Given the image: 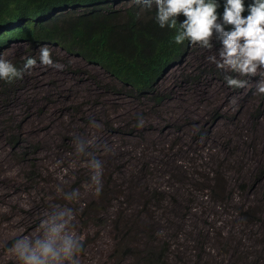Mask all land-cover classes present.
Instances as JSON below:
<instances>
[{"label": "rangeland", "instance_id": "obj_1", "mask_svg": "<svg viewBox=\"0 0 264 264\" xmlns=\"http://www.w3.org/2000/svg\"><path fill=\"white\" fill-rule=\"evenodd\" d=\"M48 47L60 67L37 59L22 79L0 84V264H17L4 249L16 237L36 236L57 206L74 211L85 238L81 264H139L123 257L126 245L117 248L121 238L131 242L136 235L140 247L167 243V264H264L258 77L236 90L216 77L184 82L183 71L208 62L219 48L193 47L185 64L158 84L166 99L155 105L124 96L99 67ZM38 50L14 44L1 53L15 64L38 57ZM87 133L109 150L99 160V195L90 167L99 155L86 145ZM81 141L87 155L76 151ZM73 190L78 198L66 200Z\"/></svg>", "mask_w": 264, "mask_h": 264}, {"label": "trees", "instance_id": "obj_2", "mask_svg": "<svg viewBox=\"0 0 264 264\" xmlns=\"http://www.w3.org/2000/svg\"><path fill=\"white\" fill-rule=\"evenodd\" d=\"M154 16L155 4L149 6L146 0H0V53L14 44L32 49L54 46L99 67L124 96L158 105L166 99L158 93V84L172 69L185 64L194 46L176 45L174 30L159 28ZM218 47L215 43L213 48ZM23 63L15 65L19 68ZM223 75L208 61L192 72L183 71L180 79L216 77L224 83ZM0 84L4 89L14 83ZM136 236L131 242L126 237L118 241L117 248L126 245L123 257L139 264H167V243L143 244L142 251ZM133 251L140 254H129Z\"/></svg>", "mask_w": 264, "mask_h": 264}, {"label": "clouds", "instance_id": "obj_3", "mask_svg": "<svg viewBox=\"0 0 264 264\" xmlns=\"http://www.w3.org/2000/svg\"><path fill=\"white\" fill-rule=\"evenodd\" d=\"M139 3L141 0H133ZM155 4L154 21L161 29L174 30L176 45L212 49L219 44L216 55L207 57L222 72L224 83L232 90L243 89L252 77L253 95L264 97V0H146ZM183 17V19H181ZM39 63L60 67L52 59L48 46H41L38 57L26 56L22 67L0 53V82L14 83ZM142 126V123L137 125ZM83 141L76 151L86 153ZM94 192L99 195L102 164L92 159ZM78 190L65 193V199L74 201ZM75 215L71 207L57 206L40 221L38 235L16 237L4 255L15 258L17 264H81L85 254L84 236L77 233Z\"/></svg>", "mask_w": 264, "mask_h": 264}, {"label": "bare ground", "instance_id": "obj_4", "mask_svg": "<svg viewBox=\"0 0 264 264\" xmlns=\"http://www.w3.org/2000/svg\"><path fill=\"white\" fill-rule=\"evenodd\" d=\"M94 134V133H93ZM86 140L88 141V143L86 144V145H89V147H95L94 149H96V153H97V155H99L97 158H98V160H100L101 159V157L102 156H107L108 154H109V150L106 148V143H104L103 144V142L101 141V142H99V140L98 139H96V138H94V135H89L88 133H87V135H86ZM243 141V140H242ZM187 143V142H186ZM99 151H101V152H99ZM215 152H216V150H215ZM214 152V153H215ZM180 153V152H179ZM183 153L185 154V155H187V156H189V154H187L185 151H183ZM95 155V154H94ZM101 156V157H100ZM184 156V155H183ZM182 157V156H181ZM177 162H179V160H177ZM176 162V163H177ZM181 162V161H180ZM183 163V162H182ZM175 164V163H174ZM182 166V165H181ZM6 172V171H5ZM9 174V173H8ZM56 178V177H55ZM1 179V178H0ZM1 186V185H0ZM84 188V187H83ZM1 190V189H0ZM86 190V189H85ZM86 192V191H85ZM10 199V198H9ZM37 199V198H36ZM22 201V200H21ZM20 202V201H19ZM14 203V202H13ZM24 205V204H23ZM7 206V205H6ZM2 207H4V206H2ZM4 209V208H3ZM2 210V209H1ZM9 210V209H8ZM9 213V212H8ZM23 217V216H22ZM14 220V219H13ZM18 225V224H17ZM13 227V226H12ZM16 227V226H15ZM8 228H9V226H8ZM7 228V229H8ZM5 229V228H4ZM14 230V229H13ZM236 230V229H235ZM12 231V230H11ZM37 232V231H36ZM18 234V233H17ZM35 234V233H34ZM39 233H37V235H38ZM32 234H29L28 236L30 237ZM13 236V235H12ZM99 249V248H98ZM99 253V252H98Z\"/></svg>", "mask_w": 264, "mask_h": 264}]
</instances>
